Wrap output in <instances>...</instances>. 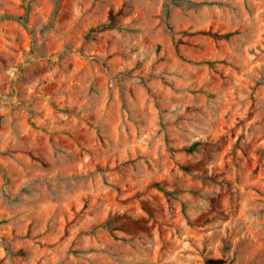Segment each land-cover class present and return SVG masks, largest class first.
<instances>
[{
    "label": "rangeland",
    "instance_id": "rangeland-1",
    "mask_svg": "<svg viewBox=\"0 0 264 264\" xmlns=\"http://www.w3.org/2000/svg\"><path fill=\"white\" fill-rule=\"evenodd\" d=\"M0 264H264V0H0Z\"/></svg>",
    "mask_w": 264,
    "mask_h": 264
},
{
    "label": "trees",
    "instance_id": "trees-1",
    "mask_svg": "<svg viewBox=\"0 0 264 264\" xmlns=\"http://www.w3.org/2000/svg\"><path fill=\"white\" fill-rule=\"evenodd\" d=\"M173 1H175V0H173ZM102 27H115V24L113 23V18L111 17L110 21L108 23H106V24H103ZM97 30H98V28L92 29L91 33L96 32ZM89 35H91V34H89ZM193 148H194V146H193Z\"/></svg>",
    "mask_w": 264,
    "mask_h": 264
}]
</instances>
